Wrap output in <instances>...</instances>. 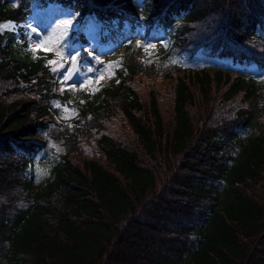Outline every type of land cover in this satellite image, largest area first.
I'll return each instance as SVG.
<instances>
[{"label":"trees","instance_id":"trees-1","mask_svg":"<svg viewBox=\"0 0 264 264\" xmlns=\"http://www.w3.org/2000/svg\"><path fill=\"white\" fill-rule=\"evenodd\" d=\"M52 3L133 44L115 61L81 53L119 77L83 103L58 91L51 56H20L0 31V264H264V0H0V23ZM153 29L168 46L146 61ZM66 106L72 125L55 118Z\"/></svg>","mask_w":264,"mask_h":264},{"label":"rangeland","instance_id":"rangeland-1","mask_svg":"<svg viewBox=\"0 0 264 264\" xmlns=\"http://www.w3.org/2000/svg\"><path fill=\"white\" fill-rule=\"evenodd\" d=\"M69 21H71L70 25L68 24ZM101 27V23H99L95 17L89 19L85 23L79 21L78 14L73 8L61 4H50L46 8H36L27 20L21 23H15L13 21L0 23L1 32H9L12 34L13 47L18 55H29L32 59L50 55L52 60L57 61L56 67L60 70L57 78L58 89L61 92L72 89L75 94L74 99H80L83 103H85V99L83 98L84 92L88 94L90 99L98 100L103 95V87L118 82L119 77L114 68V64L106 63L100 66L90 65L86 57L81 56V52L85 49L90 51V47L95 46L98 47L100 53L109 55L110 59L115 61L119 53L125 49V45L131 46L133 44L130 38H126L124 41H118L117 43L110 40L101 43ZM32 28H35L37 32L41 33L45 39L49 36L53 37L52 44L48 45V47L52 49L51 51L48 53L41 50H37L36 52L31 51V47L40 39V37L32 34ZM73 32L76 33V38L83 32L88 43L80 40L73 43L70 42L69 38ZM136 39L142 41L143 36L138 35ZM167 40L168 37L166 34L162 31L157 32L153 29L150 32V36L144 41V59L146 61H152L162 56L168 44ZM58 41L66 42L63 56L57 50L56 45ZM152 45L155 47H152ZM69 54H78L75 63L70 64L68 62L70 59ZM81 57L83 61H81ZM180 63L184 65L186 63L185 59L182 58ZM229 64H233V62L216 58L215 68L227 70ZM83 65H85V69ZM89 68L93 69V71H88ZM118 68L122 69L123 67L120 65ZM69 70L74 74L70 80L64 82L62 77L66 72H69ZM136 77L141 79L140 75ZM171 85L170 81L164 80L163 84L155 87V93H159V97H162L161 105H163L164 110L166 109L168 112L171 105L170 100L173 98ZM146 93L147 89L144 87L138 92L144 102L147 101L144 99ZM220 93L221 91H219L217 87L214 89L212 88L209 99H215ZM70 101H73V98H71ZM63 110L64 111L59 114L60 120L72 125L79 115L78 110L75 107L69 106L64 107ZM166 116L170 119L169 114H166ZM196 124L198 127V123ZM58 153V148L52 146L33 159L29 170L37 185H44L48 179L52 178L50 160L56 158Z\"/></svg>","mask_w":264,"mask_h":264},{"label":"snow or ice","instance_id":"snow-or-ice-1","mask_svg":"<svg viewBox=\"0 0 264 264\" xmlns=\"http://www.w3.org/2000/svg\"><path fill=\"white\" fill-rule=\"evenodd\" d=\"M70 23H71V21L68 22L69 25H70ZM31 32L35 36L40 37V39L34 43V46L31 47L32 52H36L37 50H41V51H44L45 53H48L49 51L52 50L51 48L48 47V45L52 44V42H53L52 36H49L47 39H45L44 36H42L41 33L37 32V30L35 28H32ZM56 46H57V50L63 56L64 49L66 47V42H59L58 41ZM152 47H155V46L152 45ZM89 55H91V53ZM77 56H78V54H76V55L69 54L70 59L68 60V62L70 64L75 63L77 61ZM57 63L58 62L55 60L47 61L48 65H53V64H57ZM88 71H93V69L89 68ZM73 74L74 73L71 70H69V72H66L64 74V76L62 77V80L64 82H67L68 80H70L72 78ZM89 83H90V81H89Z\"/></svg>","mask_w":264,"mask_h":264}]
</instances>
